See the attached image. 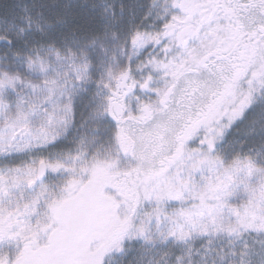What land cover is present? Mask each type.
<instances>
[{
	"label": "snow or ice",
	"instance_id": "obj_1",
	"mask_svg": "<svg viewBox=\"0 0 264 264\" xmlns=\"http://www.w3.org/2000/svg\"><path fill=\"white\" fill-rule=\"evenodd\" d=\"M0 264H264V0H0Z\"/></svg>",
	"mask_w": 264,
	"mask_h": 264
}]
</instances>
